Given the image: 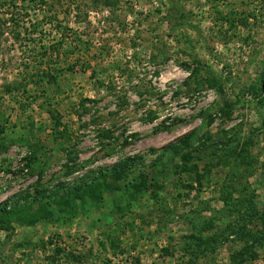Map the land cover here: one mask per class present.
I'll list each match as a JSON object with an SVG mask.
<instances>
[{
    "label": "rangeland",
    "instance_id": "374dc122",
    "mask_svg": "<svg viewBox=\"0 0 264 264\" xmlns=\"http://www.w3.org/2000/svg\"><path fill=\"white\" fill-rule=\"evenodd\" d=\"M43 1L0 0V207L28 196L35 211L62 185L131 165L124 180H108L119 188L105 189L99 204L80 202L70 215L52 206L51 219L30 226L10 219L0 264H232L241 227L224 217L221 191L231 187L234 203L251 194L256 219L264 217V0ZM57 22L70 30L68 60L77 51L91 66L53 88L31 64L59 40ZM12 84L27 88L25 98L22 88L5 92ZM187 135L200 175L209 170L201 190L175 173L173 149ZM141 176L162 188L128 192ZM213 219L203 235L224 240L185 254L184 237ZM253 225L262 230L261 220ZM259 245L243 264H264Z\"/></svg>",
    "mask_w": 264,
    "mask_h": 264
},
{
    "label": "trees",
    "instance_id": "16d2710c",
    "mask_svg": "<svg viewBox=\"0 0 264 264\" xmlns=\"http://www.w3.org/2000/svg\"><path fill=\"white\" fill-rule=\"evenodd\" d=\"M20 3L25 2V0H17ZM80 2L84 0H79ZM91 2L98 1L101 2V0H88ZM103 4L106 6L108 4H112L110 0H102ZM41 4H46L45 1L39 0ZM77 7V5H76ZM78 5V10H79ZM55 17H53V22H55ZM10 21L13 25L17 26V22L14 21V18H11ZM241 25L244 26L246 21L239 22ZM57 22L55 31L59 34V40L53 41V47L45 48L41 55V61L39 64H31L33 68L36 69V78L37 80H41L43 86H51L53 85V88L58 85V81L60 76H63V74L72 73V74H84L86 71L90 68L91 64L88 62V60L84 61L81 60L83 56L81 54L73 53L72 56L75 57L74 61H69L67 54L63 51L64 45H66V35H68V31H70L68 28L60 27ZM36 30L33 29L32 32H35ZM14 40L19 39V31L14 32L12 35ZM73 52V50L70 51ZM53 58V59H52ZM53 62V63H52ZM51 64H53V69L51 67ZM25 69L30 68V64L24 65ZM33 76V75H32ZM23 87V84L21 87L16 86L14 84L7 85L5 88V92L9 95H11L14 92H17V94H20V90ZM43 88V87H42ZM27 88H22V96L26 93ZM44 90V88L42 89ZM45 92V91H42ZM249 92L256 94L257 92V86H250ZM27 100V99H26ZM22 108H26L22 106ZM57 122L55 124V128L57 126H60V123ZM2 132V129L0 131V134ZM55 138H64V132L58 131L55 133ZM191 139L190 136H185L177 145L174 151L179 150L181 153L180 159L181 164L176 168L175 173L181 174V173H187L188 178L190 179V185H188L189 189L191 190L193 185L195 184L197 186L198 190H201L204 186L202 183V180L207 176L209 173V170L206 169L204 171V175H200L198 166L195 162H193V153L189 151V140ZM180 147H182L184 152L180 150ZM161 158L158 157L157 161H155V164L160 161ZM237 162H243V158H237ZM131 165V159H126L125 161L119 162L115 164L111 169L105 170L102 172H99L97 175H94L93 178H87L86 180H83L80 184L74 185L72 188H65L64 185H62V191L59 194V197L53 199V202H47V204L42 205L38 204V207L35 211H31L30 203L35 202V199L31 200L29 202L28 196L23 197V203L19 204V206L14 207L13 209H8L7 205L4 204L0 207V228H8L9 227V220L16 219L21 225L30 226L33 225L40 220H49L53 216V209L55 208L58 214H67L70 215L72 213L77 212L78 205L85 202H91L95 204H99V201L102 199L103 191L106 189L111 188L112 186L108 183V180H113L116 182H120L125 179V171L126 169ZM243 165L249 166L250 163L248 161L244 162ZM207 166V165H206ZM76 170H72L69 172V174L72 172H75ZM248 174V171L245 172ZM250 174V172H249ZM248 174V175H249ZM92 177V176H91ZM154 180V179H152ZM192 184V185H191ZM150 187H155L157 189H161L162 186L157 183H151L147 184V177L141 176L139 177V182L137 184H134L131 182L127 186L128 192H142L144 190H147ZM118 186L112 187L114 192H117ZM246 192V191H245ZM221 194L223 196L220 197L221 202L225 206L226 214H224V217L228 216H234L237 223V227H241L240 232L237 234L238 237L236 240L241 244L240 248L232 255L231 257V263L232 264H243L244 262L248 261L249 259H254L256 257V250L257 246H260L263 242L264 244V233L261 232L264 229V217L262 219H256L255 215L256 207L253 204L252 198L253 196L249 194V196H241L239 199H237L236 203H234V200L232 198L233 190L231 187H226L221 191ZM241 194V193H238ZM218 219H216L217 221ZM257 220H261L262 222V230H257V228L253 225ZM214 219L209 220L208 222L201 225L202 234H192L190 236L184 237V243L182 245V251L185 252V254L189 255H200L203 254L206 250L209 248L215 246L220 242L223 237L221 232H217L216 234H211L209 236H204L203 232L208 231L209 229L213 228ZM8 223V225H7ZM5 226V227H4ZM243 229V230H242ZM224 240V239H223ZM164 252L167 254L168 251L164 250ZM74 260H79L77 258H74Z\"/></svg>",
    "mask_w": 264,
    "mask_h": 264
}]
</instances>
